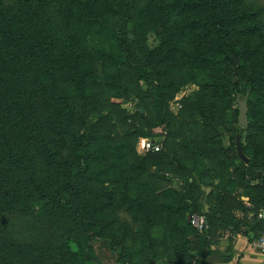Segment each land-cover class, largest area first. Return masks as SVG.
<instances>
[{"label": "trees", "instance_id": "16d2710c", "mask_svg": "<svg viewBox=\"0 0 264 264\" xmlns=\"http://www.w3.org/2000/svg\"><path fill=\"white\" fill-rule=\"evenodd\" d=\"M137 1L0 0V220L20 215L41 231V237L16 241L0 232L2 264L16 257L25 264H104L85 258L94 239L109 240L120 264H211L200 246L214 242L209 241L214 230L243 220L209 206L200 215L206 216L210 234L208 227L200 231L190 221L199 214L197 201L175 187L160 190L146 177L160 175L152 170L163 151L138 153L130 132L115 139L102 130L107 120L99 110L103 86L136 102L139 109L126 118L134 124L138 117L146 119L141 133L150 136L158 123L174 124V115L168 119L163 113L169 97L160 108L126 87L122 66L132 64L133 53L153 69L164 67L166 76L184 65L209 75L184 99V116L200 121L207 145L189 151L202 162L200 181L206 186L221 187L227 168L234 179L254 182L256 197L246 210L251 227L244 231L250 240L261 234L264 0H146L140 6ZM152 32L159 44L146 49ZM157 80L161 93L166 85L175 86V78ZM179 89L176 85L174 92ZM248 92V127L238 125L237 117L231 121L236 132L256 136L253 145L242 144L250 161L237 151L236 159L219 164L211 151L217 110H233L236 116L237 95ZM151 108L160 115L150 119ZM94 111L98 120L87 123ZM77 114H83L84 129L74 132L67 119ZM170 134L178 135L175 129ZM45 227L53 231L46 241Z\"/></svg>", "mask_w": 264, "mask_h": 264}, {"label": "rangeland", "instance_id": "374dc122", "mask_svg": "<svg viewBox=\"0 0 264 264\" xmlns=\"http://www.w3.org/2000/svg\"><path fill=\"white\" fill-rule=\"evenodd\" d=\"M145 2L146 0H138L136 3L140 6L144 5ZM129 10L133 15L135 10L134 5ZM121 28L123 27H120V29ZM159 41L157 35L152 32L148 35L147 41L143 47H146V49L148 47L154 48L159 44ZM138 54L136 55L133 53L129 56V62L132 63L131 65L124 64L122 66L121 74L126 87L131 89L134 94L146 96L149 102L158 103L160 108L163 107L161 100L165 99V97H169L170 102L167 109H163V113L168 119L170 115H174L172 118L174 122V124H172L173 126L171 125L170 127L169 125L158 123L154 129V133L150 135L151 137L154 136L162 143L163 153L161 154L162 160L160 164L156 165L152 170L153 174H155L157 169L160 175L151 176L147 174L146 177L154 181L160 190L168 187H175L186 198L197 201L199 207L197 211L199 213L198 215L203 214L204 211H208L209 206H215L220 211L223 210L230 213L238 219L247 218L248 221L251 217L247 216L246 210L253 206L252 199L256 197V188L253 187L254 182L248 183L247 178L246 180L234 179L235 174L232 168H227L226 178L222 182L221 187H217L216 184L213 187L206 186L200 181L199 171L201 170L202 162L199 160L196 152L189 151V147L197 151L201 147L206 148L207 145L202 141L200 121L185 118L184 110L186 105L184 99L197 89L200 83L209 79V75L204 71H194L184 64H180L184 66L175 69L172 68L169 75L166 76L162 72L164 67L157 66L156 68L159 69H153L148 64L144 63V59L141 58L143 56ZM101 77V65L98 64L95 78L100 80ZM158 77H161L165 82H168V79L173 80L175 78V86L179 85L180 89L174 92L175 86L170 87L166 85L164 92L161 93V89L158 88L157 84ZM166 88L168 90L165 96ZM241 98H243L242 94ZM101 100L103 101V105L99 110L103 111L104 115L107 117L104 126L101 127L102 130L105 133H111L115 139L121 138L123 133L130 132L131 136L129 138L131 139L132 137V139H134L137 152L146 153L140 148L141 140L142 138H150V136L139 131V128H145L146 119L138 117L134 124L132 120L126 118V114L136 112L139 109L136 102L131 99L126 101L122 97L113 95L111 89L107 86H103ZM235 106L238 108V103L235 102ZM96 113L98 112L94 111L89 114L87 123L91 120L95 122L98 120V118L94 117ZM216 114L219 124L218 128L212 132L214 133V137L212 139L211 151L214 152V155L218 159V163L221 164L222 160L229 161L231 159H236V137L239 133H242L241 143L245 146L253 145L256 136H250L247 132H236L237 125L232 122L231 119L237 117L238 120L239 110L236 116L233 110L227 111L221 108L217 110ZM82 115L83 114H77L67 119V125L74 132L84 129ZM157 115H160L158 108H151L148 112V117H150V119H153ZM238 125H240L239 122ZM174 129L175 132L178 133L177 136L170 134ZM128 158L133 160V154L130 153ZM260 170V168L256 169V171ZM220 179L219 176H216L215 183H219ZM232 180H235L236 183L233 184ZM194 215L195 213L190 216V221ZM30 220L32 219L20 215L12 213L7 214L0 220V232L8 236V238H14L15 241L33 239L38 235L41 237V231L37 228V224L32 223ZM247 221L241 220L240 223H236L234 226H232V224L227 225L222 227L218 232L214 230L213 234L209 237V241L213 240L214 242H210V245L219 244V238L223 237V234L231 236V232L237 229H249L251 227V220ZM207 229L209 235V227ZM52 233L53 231L45 227L43 230L44 240L46 241L48 237H52ZM91 243L93 249L89 250L88 247L90 246L87 247L85 258H98L104 264H120L118 262V254L112 252L109 240L94 239ZM210 245H201L200 247H204L201 248V252L205 254L209 252V254L212 255L214 250L210 248ZM200 256H202L201 253ZM25 263V258L16 257L12 264ZM0 264L2 263L0 262Z\"/></svg>", "mask_w": 264, "mask_h": 264}, {"label": "crops", "instance_id": "0c3cea01", "mask_svg": "<svg viewBox=\"0 0 264 264\" xmlns=\"http://www.w3.org/2000/svg\"><path fill=\"white\" fill-rule=\"evenodd\" d=\"M243 220L247 221V218ZM222 236L219 244H211L214 250L209 259L211 264H264V253L251 246L249 235L244 230L233 231L231 236Z\"/></svg>", "mask_w": 264, "mask_h": 264}, {"label": "built area", "instance_id": "2783aa9c", "mask_svg": "<svg viewBox=\"0 0 264 264\" xmlns=\"http://www.w3.org/2000/svg\"><path fill=\"white\" fill-rule=\"evenodd\" d=\"M141 150L145 152H159L162 150L163 145L157 139L152 138H142L141 140ZM259 218L263 221V228L261 234L255 239L251 240V246L255 249L264 253V209L259 213ZM192 224L198 228L200 231L205 230L208 227V221L205 215L195 214L192 219Z\"/></svg>", "mask_w": 264, "mask_h": 264}, {"label": "water", "instance_id": "95a60500", "mask_svg": "<svg viewBox=\"0 0 264 264\" xmlns=\"http://www.w3.org/2000/svg\"><path fill=\"white\" fill-rule=\"evenodd\" d=\"M248 96L249 92L246 94L244 98H241V94H238V98L235 101L238 103V109H239V115H238V121L239 124L242 127L247 128L249 125L248 122ZM241 133H239L236 137V145H237V151L238 155L241 160H243L245 163H248L250 161L249 157L244 153L242 143H241Z\"/></svg>", "mask_w": 264, "mask_h": 264}]
</instances>
